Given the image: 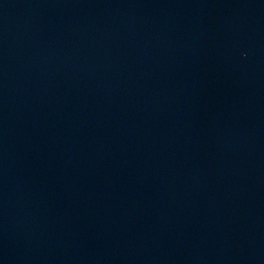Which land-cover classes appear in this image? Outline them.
Masks as SVG:
<instances>
[{
	"label": "water",
	"instance_id": "95a60500",
	"mask_svg": "<svg viewBox=\"0 0 264 264\" xmlns=\"http://www.w3.org/2000/svg\"><path fill=\"white\" fill-rule=\"evenodd\" d=\"M0 264H264V0H0Z\"/></svg>",
	"mask_w": 264,
	"mask_h": 264
}]
</instances>
